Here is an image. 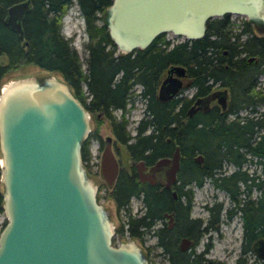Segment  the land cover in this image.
<instances>
[{
    "label": "trees",
    "instance_id": "trees-1",
    "mask_svg": "<svg viewBox=\"0 0 264 264\" xmlns=\"http://www.w3.org/2000/svg\"><path fill=\"white\" fill-rule=\"evenodd\" d=\"M15 1L0 0V57H3L0 79L18 66L33 64L57 72L68 83L94 122L80 149L88 173V142L90 137H97L101 122L96 117L98 111L108 120L115 142L123 145L127 156L133 159L151 161L169 153L174 143L180 147L181 159L176 172V186L180 191L175 201L159 185L141 188L134 179L117 174L108 193L116 207L125 208L132 193L140 198L142 205L137 215L128 209L125 213L124 222L130 236L141 238L144 232H150L155 237V245L165 255V264H205L199 254L192 255V231L197 241L202 232L217 228L221 214L225 220L238 214L240 251L249 250L250 241L264 236V86L258 88L255 82L258 74H264V35H256L244 18L242 25L234 30L229 16L223 15L207 20L201 38L171 42L160 33L144 49L122 54L116 52L105 24L99 22L110 0H76L87 36L82 59L70 44V37L60 33V17L70 0H30V7L21 20L22 40L3 20L6 6ZM240 53L255 60L246 61ZM168 64L184 65L186 83L195 86L197 92L206 91L209 81L226 86L229 90L226 113L232 116L213 109L192 120H181L179 112H172L179 101L176 97L166 101L155 99L156 86ZM134 83L141 84L139 96H147L149 102L134 126L133 136L126 127L123 110ZM113 109H121L120 116H115ZM241 109L247 110L246 113L239 114ZM196 153L203 157L201 164L191 159ZM247 161L259 165L261 174L254 170L249 174L241 168ZM227 163L235 167L222 173ZM206 179L225 191L228 205L222 206L218 201L204 205L206 224L198 230L200 223H193L197 219L189 216L192 188ZM253 190L256 194L252 196ZM96 198H99L97 194ZM167 210L175 213V223L170 229L157 225L162 212ZM115 233L121 234V228L115 227ZM181 235L191 240L186 250L177 247V237ZM234 264H243L239 256Z\"/></svg>",
    "mask_w": 264,
    "mask_h": 264
},
{
    "label": "water",
    "instance_id": "water-1",
    "mask_svg": "<svg viewBox=\"0 0 264 264\" xmlns=\"http://www.w3.org/2000/svg\"><path fill=\"white\" fill-rule=\"evenodd\" d=\"M29 7V0H19L5 9L3 20L19 39ZM231 14L264 31V0H110L101 21L116 52L125 54L144 49L160 33L182 40L201 38L208 19ZM184 69L180 64L166 68L157 85L158 99L176 93ZM214 95L223 108L225 91L215 89L197 97L190 110H205ZM89 132L90 113L62 77L26 75L0 83V264H148L133 239L114 241L109 209L96 198L97 184L81 158ZM110 143L105 136L98 168L109 188L117 173ZM178 159L175 145L169 156H158L147 173L140 169L142 161H136L139 180L157 179L169 187ZM192 159L200 163L203 157L196 153ZM159 170L163 176L155 177ZM163 214L170 226L171 213ZM190 242L182 235L179 249H188ZM251 250L264 261V236L253 240Z\"/></svg>",
    "mask_w": 264,
    "mask_h": 264
},
{
    "label": "rangeland",
    "instance_id": "rangeland-1",
    "mask_svg": "<svg viewBox=\"0 0 264 264\" xmlns=\"http://www.w3.org/2000/svg\"><path fill=\"white\" fill-rule=\"evenodd\" d=\"M74 7L69 8V12L66 14L64 12L61 17V28L62 34L70 36L72 39V45L77 50L79 56L83 59L85 51L83 48V43L86 40V33L84 31V19L81 16L73 17L71 11ZM75 11V10H74ZM243 17L237 15H229V20L232 21V28L237 30L239 24L241 23ZM99 22H101L99 20ZM165 38H168L171 42H176L182 40L180 36L171 34L170 32L164 33ZM3 60V57H0V61ZM45 74H53L56 77H61L57 72L48 71L42 69L33 64H24L18 66L15 69L10 70L8 73L3 75L0 79V83L9 79L17 78L19 76L34 75L41 76ZM261 83L264 84V76H260ZM138 87H135L133 92H137ZM127 111L125 112V118L127 119L126 127L130 133L134 132V126L137 123V120L143 115L144 103L137 96H133V101L127 105ZM261 109V106L258 107ZM247 110L241 109L239 114H245ZM119 109L113 111V114L116 116L119 115ZM232 116V115H229ZM101 122L98 124L96 134L97 137H90L88 142L89 148V174L94 179L97 184L96 194L99 196L98 201L105 207L109 209V215L112 219L115 227L121 228V234H114V241L133 239L146 254L148 259V264H165V255L160 251V248L155 245V237L150 232H144L141 238L132 237L129 235L126 230L125 224V213L128 211L132 215H137L142 211V205L138 198L131 197L128 205L125 208H117L113 199L108 195L109 187L106 186L104 181L100 178L98 168H99V156L102 149V140L105 136H110L111 138V149L114 154V157L117 161L118 168L127 167L129 158L127 153L123 148V145L115 142L114 134L112 133L110 124L108 120L104 117H100ZM94 127V122L92 116L90 118V132H92ZM89 132V133H90ZM235 166L233 164L227 163L223 165L222 173L230 172ZM241 168L245 169L247 173H252L254 170L255 173L261 174L260 166L254 164L252 161L244 163ZM1 190V185H0ZM256 191H252L251 195H255ZM215 201L221 203L222 206L228 205V197L222 189L216 188L212 185L209 180H204L200 186H194L192 188V199H191V208L189 216L199 217L201 221L207 218V209L204 205H211ZM220 218L222 219L217 223L216 229H211L209 236L203 234L199 236L195 244V252H199L202 248L207 250L204 252V256L212 258L215 261H219L221 264H234V261L240 252L241 244V226L240 219L238 214L233 215L230 219H223L221 214ZM3 220V215L0 213V222ZM166 218H162L158 221L157 225L165 223ZM210 240V244L205 243ZM257 264V263H254Z\"/></svg>",
    "mask_w": 264,
    "mask_h": 264
},
{
    "label": "flooded vegetation",
    "instance_id": "flooded-vegetation-1",
    "mask_svg": "<svg viewBox=\"0 0 264 264\" xmlns=\"http://www.w3.org/2000/svg\"><path fill=\"white\" fill-rule=\"evenodd\" d=\"M17 1H19V0H17ZM30 1V0H29ZM74 7V9L71 11V15L73 16V17H75V16H80L81 15V12H79V10H78V8H77V2H76V0H70V2H69V4H68V6H67V8H66V10H65V12H66V14L69 12V8L70 7ZM75 10V11H74ZM25 14V13H24ZM24 16V15H23ZM229 16V15H228ZM82 17V16H81ZM101 17V16H100ZM4 18V17H3ZM22 19H23V17H22ZM21 19V20H22ZM100 21H101V19H99ZM61 22V21H60ZM102 22V21H101ZM20 24H21V22H20ZM61 24V23H60ZM240 26L242 25V24H239ZM22 28V27H21ZM253 28V27H252ZM62 28H61V26H60V33H62ZM253 32L256 34V35H264V31H262V32H258L257 30H255V28H253ZM18 37V36H17ZM66 37H70V36H66ZM87 37V36H86ZM23 39V31H22V38L20 39V40H22ZM87 39V38H86ZM86 41V40H85ZM84 41V42H85ZM72 39H71V37H70V44L72 45ZM23 43V42H22ZM26 43V42H25ZM73 46V45H72ZM74 47V46H73ZM75 48V47H74ZM225 52V50H223V53ZM240 57L242 58V57H244L245 59H246V61H250V60H252V59H254L255 60V58H253V56H251V59H248V57L249 56H247V57H245L244 56V53H240ZM170 64H168L167 66H166V68L169 66ZM181 65V64H180ZM184 66V65H183ZM166 68H165V70H164V73L162 74V76H161V78L165 75V71H166ZM184 74L183 75H181L180 76V79H181V84H180V86H179V88L177 89V91H176V93L174 94V95H172V97H170V98H168V99H165V100H161V99H158V97L156 96V91H157V86H156V89H155V95H154V98L155 99H157L158 101H166V100H169V99H172V98H177L179 101H178V103L176 104V105H174V107H173V109H172V112H174V111H176V112H179L178 113V116L181 118V120H192V118H196V117H200L202 114H204V113H207V112H209V111H211V110H213V109H215L218 113H226L227 111V104H228V101H229V90H228V88L226 87V86H224V85H220L219 84V82H211V81H209V86H208V88L206 89V91H204V90H200L199 92H197L196 90H195V86H191V85H189L188 83H186V80H185V77H186V67L184 66ZM172 75H174V72H172L171 73ZM260 76H264V74H258L256 77H255V82H256V85H257V87L259 88V87H263L264 86V84H262L261 83V79H260ZM160 78V79H161ZM160 81V80H159ZM159 83V82H158ZM158 85V84H157ZM135 87H138V90H137V92H133L134 91V89H135ZM215 89H220V90H224L225 91V97H224V107L222 108L221 106H220V104L217 102V99H218V96L219 95H214L213 96V98L212 99H209L208 100V102H207V105L206 106H208L205 110L204 109H202L201 107H198V108H195V109H191L190 110V107L192 106V105H196V103H195V99L197 98V97H202V96H205L206 94H208L209 92H211V91H213V90H215ZM131 91L127 94V97H126V104H125V106H124V112H123V114H125V112L127 111V108H128V104H130L133 100H129L132 96H134V95H137L142 101H143V103H144V108H145V104L147 103V102H149L148 101V97L147 96H139L140 94H139V92L141 91V84L140 83H134L133 85H132V87H131V89H130ZM184 104V105H183ZM114 110H116V109H113L112 110V113H113V111ZM119 111H120V113H119V115H117V116H120V114L122 113V110L121 109H119ZM90 113V112H89ZM115 115V114H114ZM143 115H144V109H143ZM142 115V116H143ZM227 115H230L229 113H226V116ZM116 116V115H115ZM141 116V117H142ZM96 117H98V118H100V117H102V113H101V111H98V112H96ZM124 117H125V115H124ZM140 117V118H141ZM90 118H91V113H90ZM139 118V119H140ZM139 119L137 120V123H138V121H139ZM134 133V132H133ZM131 134V135H135V134ZM165 140L168 142L169 141V138H165ZM111 144V143H110ZM175 145H177L178 146V150H179V159H178V167H179V162H180V159H181V153H180V147H179V145H178V143H174V144H172V149H171V151L173 150V148H174V146ZM123 148H124V146H123ZM124 150H125V148H124ZM171 151L169 152V153H166V154H163V155H160V156H169L170 155V153H171ZM144 154H148V151H144ZM128 158H129V161H128V165H127V167H121V168H118V166H117V173H116V175H115V178H114V182H113V184H112V186L109 188V191H110V189L113 187V185H114V183H115V179H116V176H117V174L118 173H120V174H122V178H125V177H127V178H132V179H134V182L135 183H137V185H139L141 188L142 187H144V185H151V186H153V185H159L160 187H162V188H164L165 190H167L168 192H169V194L171 195V198H172V200L173 201H175L176 200V197H177V192H179L180 191V188L178 187V186H176L177 184H178V180H176V173H175V181L169 186V187H164V186H162L160 183H159V181H157V179H156V181L154 182V183H149L147 180H144V181H141V180H139V178H138V173H137V168H136V166H135V162L136 161H139V160H141L142 161V165H140V169L144 172V173H147L148 172V169H149V167H150V165L153 163V161L157 158H155V159H153V160H151V161H147L145 158H139V159H133V158H131L130 156H128ZM191 159H192V156H191ZM247 162H251V161H247ZM253 162V161H252ZM202 163V161L200 162V164ZM254 163V162H253ZM177 170H178V168H177ZM177 170H176V172H177ZM154 176L155 177H162L163 176V172H162V170H159V171H155L154 172ZM174 191V193H175V196H173L172 195V192ZM140 192H142V190L140 191ZM131 197H136V198H138L139 200H140V198L139 197H137V196H135V194L134 193H132V194H130V198ZM180 200H181V198L180 197H178ZM178 199V200H179ZM130 200V199H129ZM164 212H167V213H171V216H172V224L170 225V226H168V217L166 216V214L164 215L163 214V212H162V218H166V220H165V223L164 224H161L160 226H165L167 229H170V228H172L173 227V225H174V223H175V220H174V217H175V213H174V211L173 210H167V211H164ZM161 218V219H162ZM160 219V220H161ZM195 219H197V222H193V223H200V225H199V228H198V230H201V229H203V226L206 224V219L204 220V222L203 221H201V218H199V217H194V216H192V220H195ZM198 221H200V222H198ZM193 223H192V226H193ZM197 230V231H198ZM209 232H210V230H207V231H204V232H202L201 233V235H203V234H207V236H209L210 234H209ZM193 235H194V231H192V255H195V254H199V257H202V259L204 260L203 262H205V264H221L219 261H215V260H213L212 258H209V257H206V256H204V252H206V250H207V247L206 248H202L199 252H195V244H196V241H195V239L193 238ZM201 235H199V236H201ZM182 236V235H181ZM181 236H178L177 237V247H178V241H179V238L181 237ZM240 242H242V238H241V241ZM246 242V241H245ZM252 242H253V240H252ZM252 242L250 241V245L252 244ZM191 243V242H190ZM205 243H208V244H210V240H208V241H206ZM250 245H249V247H250ZM179 248V247H178ZM206 249V250H205ZM239 258H240V262L241 263H243V264H254V263H257V264H264V261H262L261 259H260V257H258L256 254H254V252L251 250V247L249 248V250H246V251H240L239 252Z\"/></svg>",
    "mask_w": 264,
    "mask_h": 264
}]
</instances>
